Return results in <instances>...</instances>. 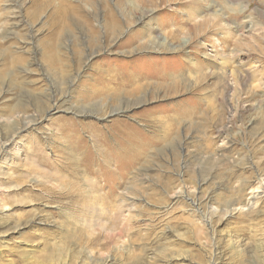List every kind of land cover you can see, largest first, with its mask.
Segmentation results:
<instances>
[{
	"label": "rangeland",
	"instance_id": "1",
	"mask_svg": "<svg viewBox=\"0 0 264 264\" xmlns=\"http://www.w3.org/2000/svg\"><path fill=\"white\" fill-rule=\"evenodd\" d=\"M0 264H264V0H0Z\"/></svg>",
	"mask_w": 264,
	"mask_h": 264
},
{
	"label": "bare ground",
	"instance_id": "2",
	"mask_svg": "<svg viewBox=\"0 0 264 264\" xmlns=\"http://www.w3.org/2000/svg\"><path fill=\"white\" fill-rule=\"evenodd\" d=\"M139 23L141 22L142 25L144 23V20L143 19H138ZM108 35H111L112 37L116 36L118 37L119 34H120V31L121 29L119 28V26L117 25V22L113 19V18H109L108 19ZM145 25V24H144ZM125 76L123 77H120L119 75L116 76L115 79H106V83L104 84L103 86V89L102 90H97L95 91L96 94H104V95H107L108 96H114L117 97L119 95H128L130 98H133L135 97V99L137 100V97L138 95H140L141 93L144 92L145 90V86L146 83L143 82V81H146L143 77H138V76H135V75H132L131 73H127V74H124ZM123 79H127L128 81V84H129V88L130 89H126L122 92H120V84L122 83ZM112 82H115L117 87H113L112 86ZM164 82V78H162V82L160 84H157L158 86H163L165 83ZM176 85V84H175ZM176 87V86H175ZM111 93V94H110ZM138 102V101H137ZM137 104V103H136ZM85 114V113H84ZM182 115L184 116L185 115V112L182 113ZM189 114H186L185 116H188ZM106 116L102 115V117H100L101 119H104ZM119 124V125H118ZM124 125L123 124H120V123H116V127L118 128H122ZM88 128V127H87ZM92 128V127H91ZM113 129V128H112ZM58 131V130H57ZM91 131V130H90ZM93 133H95L94 130H92ZM91 132V134L93 135V138L95 136V134H93ZM97 134V133H96ZM129 134V133H128ZM62 135V134H61ZM99 135V134H98ZM129 140H127V142L125 143L126 147L125 149H122L121 152L119 154H117V156H114L113 155V152L108 148V149H100L98 148V150H95L96 154L101 158V160L97 159V163L99 164H102L103 167H104V172L108 173V174H112L114 175V177L116 176H120L118 172H113L114 169H116L117 171H119V168L120 170L123 168L124 169H127L129 168L130 166L134 165L136 163V160H138L141 155H142V151H144L143 149L146 147V145H150L152 141H154V139H147V140H143L135 135H125ZM130 136H134L133 138H130ZM91 140V139H90ZM96 140V138H95ZM97 141V140H96ZM145 141V142H144ZM82 142V141H80ZM102 142V141H101ZM110 146V145H109ZM94 147L96 148L97 146L94 145ZM107 147V146H106ZM80 148V146H79ZM82 149V148H81ZM75 150V149H74ZM113 150V149H112ZM120 151V150H119ZM88 149L87 148H84V150L82 152H78L77 154L73 155V154H68L69 156V159H68V162H70V164H73L75 166V168H73L74 170H78L79 169V166L77 165V161L78 159L77 156L78 155H85L84 158H85V161H87L89 159V157L91 156V154L89 153L88 154ZM73 153V152H72ZM80 159V158H79ZM119 162H122L124 163V167H123V164L122 163H119ZM98 165V164H97ZM70 166V165H69ZM108 166H113L114 169L111 170ZM71 167V166H70ZM73 167V166H72ZM96 167V166H95ZM93 169V168H92ZM73 170V171H74ZM72 171V172H73ZM92 170H90L91 172ZM127 171V170H126ZM80 172V171H79ZM89 172V171H88ZM93 172V171H92ZM95 172V171H94ZM93 172V173H94ZM124 172V171H123ZM126 174V172H124ZM128 173V171H127ZM96 174V173H95ZM121 174V173H120ZM124 174V175H125ZM122 176V175H121ZM117 178V177H116ZM118 180V179H117ZM134 180V179H133ZM130 181V180H129ZM101 182V181H100ZM103 182V181H102ZM87 183V182H86ZM119 183V182H118ZM118 183H116V187L112 185V187H110L109 185V188L111 189L109 192H113L115 191V189H117V186L119 185ZM122 184V183H121ZM120 184V185H121ZM98 184H95V185H91V189L94 190V191H99L102 189V187H97ZM108 185V184H107ZM61 186L66 187L67 189V192H68V196L70 198V200H74V199H85L87 197V195L91 192V189H90V192L84 188V189H81V187H79L78 185H75V182H65V184H63V182H61ZM123 186V185H122ZM128 187V186H127ZM120 189V188H119ZM87 191L89 193H87ZM111 194V193H110ZM130 194V193H129ZM71 195H74V196H71ZM103 195V194H102ZM97 196V195H96ZM74 198V199H73ZM249 201V200H248ZM253 203V202H252ZM251 204V203H250ZM254 204V203H253ZM252 204V205H253ZM250 206V205H249ZM98 208V207H97ZM101 210V209H99ZM106 211V210H105ZM118 211V210H117ZM121 211V210H119ZM118 211V213H120ZM98 212V211H97ZM95 210H93V207L90 206V207H87L86 210H85V216L89 217L90 220L89 221H94L96 220V217H99L98 213H97ZM102 212V211H101ZM100 212V213H101ZM104 212V211H103ZM117 213V212H116ZM103 214V213H102ZM84 215V214H83ZM121 218V217H120ZM98 219V218H97ZM99 221V220H98ZM130 221V220H129ZM95 223V221H94ZM125 224V223H123ZM97 225V224H96ZM121 226V224H119ZM118 225V226H119ZM112 226V225H111ZM124 228V227H122ZM116 234V232H115ZM110 235V234H109ZM108 235V236H109ZM106 238V237H105ZM112 238V237H111ZM110 238V239H111ZM109 239V240H110ZM106 240V239H105ZM113 240V239H112ZM108 241V240H107Z\"/></svg>",
	"mask_w": 264,
	"mask_h": 264
}]
</instances>
